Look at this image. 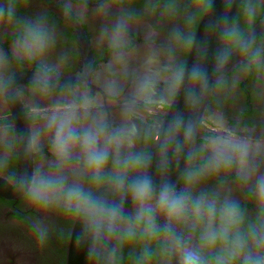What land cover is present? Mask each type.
<instances>
[{"label": "flooded vegetation", "instance_id": "1", "mask_svg": "<svg viewBox=\"0 0 264 264\" xmlns=\"http://www.w3.org/2000/svg\"><path fill=\"white\" fill-rule=\"evenodd\" d=\"M207 2L0 0V264H66L83 202L150 147ZM263 15L245 0L228 43ZM204 116L175 236L169 204L148 211L114 264H264V32Z\"/></svg>", "mask_w": 264, "mask_h": 264}, {"label": "water", "instance_id": "2", "mask_svg": "<svg viewBox=\"0 0 264 264\" xmlns=\"http://www.w3.org/2000/svg\"><path fill=\"white\" fill-rule=\"evenodd\" d=\"M244 1L210 0L192 37L175 96L157 119L150 147L139 166L104 182L83 202L70 229L66 264H114L123 232L148 211L163 218L169 214L167 204L173 209L175 236L180 211L173 190L193 162L198 140L205 138L208 99L264 32L263 15L236 45L228 43L231 24ZM69 18L82 35L81 26ZM141 187L147 189L144 196L139 195Z\"/></svg>", "mask_w": 264, "mask_h": 264}, {"label": "trees", "instance_id": "3", "mask_svg": "<svg viewBox=\"0 0 264 264\" xmlns=\"http://www.w3.org/2000/svg\"><path fill=\"white\" fill-rule=\"evenodd\" d=\"M209 2H210V0H208V2L206 3L205 7L208 5ZM148 214H149V213H148ZM134 225H135V223H133V224L131 225V227H128V228L124 231L122 237H124L125 232L127 233L131 228L133 229V228H134ZM122 237H121V239H122ZM118 245L120 246V242L118 243ZM116 254H117V252L114 254V258H116Z\"/></svg>", "mask_w": 264, "mask_h": 264}, {"label": "clouds", "instance_id": "4", "mask_svg": "<svg viewBox=\"0 0 264 264\" xmlns=\"http://www.w3.org/2000/svg\"><path fill=\"white\" fill-rule=\"evenodd\" d=\"M146 192H147L146 187H141L139 190V195L144 196V195H146Z\"/></svg>", "mask_w": 264, "mask_h": 264}]
</instances>
